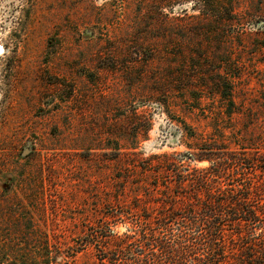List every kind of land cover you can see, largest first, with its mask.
Masks as SVG:
<instances>
[{
    "label": "rangeland",
    "instance_id": "obj_1",
    "mask_svg": "<svg viewBox=\"0 0 264 264\" xmlns=\"http://www.w3.org/2000/svg\"><path fill=\"white\" fill-rule=\"evenodd\" d=\"M172 65L196 85L231 79L233 105L211 87L150 100L144 81ZM219 133L264 152V0H0V264H111L101 235L138 228L121 206L144 212L121 186L131 160L201 170L216 159L182 153Z\"/></svg>",
    "mask_w": 264,
    "mask_h": 264
},
{
    "label": "trees",
    "instance_id": "obj_2",
    "mask_svg": "<svg viewBox=\"0 0 264 264\" xmlns=\"http://www.w3.org/2000/svg\"><path fill=\"white\" fill-rule=\"evenodd\" d=\"M198 5L199 10H208L207 1H198ZM151 51L149 66L155 55L161 56L159 49ZM162 70L161 74H154L143 83L147 84L150 100L167 105L169 93L191 89L190 95L198 102L211 87L233 105L231 79L209 80L196 85L187 71H179L174 65ZM136 79L129 82L141 83ZM137 133L138 130L135 139ZM188 136L195 137V134L190 132ZM218 137L208 140L210 142L192 143L189 147L198 151L182 153L187 158L216 159L207 168L194 169L191 173H182L188 167L170 161L166 155L163 159L152 155L131 160V168L121 177V186L127 182L133 184L132 200L137 203L134 207L141 204L144 212H133L128 205L120 207L118 213H127L138 228L123 235L108 228V233H103L99 239L104 243L101 259L106 257L111 264H185L187 259L190 264H224L233 258L235 262L229 264H264V179L253 182L245 177L246 172L254 169H260L264 175V152H260L255 142H237V149H229L223 146V134L219 133ZM216 152L217 158H211ZM221 177L225 180L223 186ZM179 217L187 220L182 226L188 230L178 226L176 233H172L168 223ZM160 228L168 232L160 234ZM169 238L173 239L171 243H168ZM92 239L86 242H93Z\"/></svg>",
    "mask_w": 264,
    "mask_h": 264
}]
</instances>
